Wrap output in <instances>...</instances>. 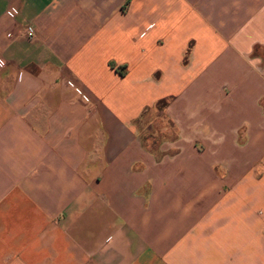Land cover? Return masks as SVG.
<instances>
[{
    "label": "crops",
    "instance_id": "obj_1",
    "mask_svg": "<svg viewBox=\"0 0 264 264\" xmlns=\"http://www.w3.org/2000/svg\"><path fill=\"white\" fill-rule=\"evenodd\" d=\"M0 57V264H264V0H0Z\"/></svg>",
    "mask_w": 264,
    "mask_h": 264
},
{
    "label": "built area",
    "instance_id": "obj_2",
    "mask_svg": "<svg viewBox=\"0 0 264 264\" xmlns=\"http://www.w3.org/2000/svg\"><path fill=\"white\" fill-rule=\"evenodd\" d=\"M6 12L9 15H14L17 12V9L14 6H10L6 10ZM23 33L28 39H33L35 37V34H36V30H35L34 25L31 22L26 23L24 26V29H23ZM2 63H3V59H2V57H0V64H2Z\"/></svg>",
    "mask_w": 264,
    "mask_h": 264
},
{
    "label": "rangeland",
    "instance_id": "obj_3",
    "mask_svg": "<svg viewBox=\"0 0 264 264\" xmlns=\"http://www.w3.org/2000/svg\"><path fill=\"white\" fill-rule=\"evenodd\" d=\"M195 133H197V131Z\"/></svg>",
    "mask_w": 264,
    "mask_h": 264
}]
</instances>
